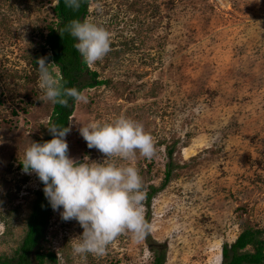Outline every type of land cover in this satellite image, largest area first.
<instances>
[{"label": "rangeland", "instance_id": "374dc122", "mask_svg": "<svg viewBox=\"0 0 264 264\" xmlns=\"http://www.w3.org/2000/svg\"><path fill=\"white\" fill-rule=\"evenodd\" d=\"M54 4L0 0L2 259L18 249L40 188L35 173L17 164L31 141H41L52 107L40 99L39 74L25 78L42 26L55 22ZM84 19L110 31L112 43L103 60L86 64L105 83L80 90L87 102L73 104L68 155L105 159L87 147L81 125L122 113L142 123L157 149L135 161L146 193L157 190L144 201L153 227L138 243L119 236L103 257L74 256L70 242L83 229L51 208L41 253H53L54 264H152L163 245V264H221L222 246L242 231L240 219L264 230V0H88ZM31 85L35 95L26 93ZM167 165L170 178L159 189Z\"/></svg>", "mask_w": 264, "mask_h": 264}, {"label": "clouds", "instance_id": "9594fccd", "mask_svg": "<svg viewBox=\"0 0 264 264\" xmlns=\"http://www.w3.org/2000/svg\"><path fill=\"white\" fill-rule=\"evenodd\" d=\"M81 2L64 0L73 11L79 10ZM95 7L99 10L102 6L97 3ZM63 31L77 41L73 46L89 66L111 51L112 33L89 19H73ZM46 59L36 61L38 86L43 93L40 99L64 108L69 107L70 99L86 103L84 93L66 87L59 71L51 67L55 64ZM45 123L53 138L43 143L31 141L21 164L25 173H35L43 183V193L52 210L62 208V220H75L83 229L82 235L70 242L72 254L103 257L121 235H130L137 243L146 238L153 225L145 218L146 190L135 161L137 154L152 159L157 149L144 125L123 113L110 122L96 120L81 125L79 134L87 147L105 157L97 163L89 162L87 157L83 162L70 158L66 136L71 128L50 119ZM115 160L127 163L117 164Z\"/></svg>", "mask_w": 264, "mask_h": 264}, {"label": "trees", "instance_id": "16d2710c", "mask_svg": "<svg viewBox=\"0 0 264 264\" xmlns=\"http://www.w3.org/2000/svg\"><path fill=\"white\" fill-rule=\"evenodd\" d=\"M88 0H82L78 11H73L65 6L64 0H55V4L51 7L55 22L44 25L42 28L46 31L45 36H39L42 43L38 51H35L27 58V64L31 69L30 76L25 79L33 82L35 77L32 74L38 72L36 61L39 58H47V63H54L51 67H56L66 87H75L78 90L92 88L105 83V81L97 80L95 72H88L86 64L83 62L79 52L74 48L77 42L63 29L71 20L78 19L83 21L87 12ZM40 35L42 30L39 29ZM84 75V76H83ZM88 76V81L86 80ZM34 94V87L28 86L26 93ZM25 93V94H26ZM73 100H69V107L64 108L59 104H52L48 119L52 122L67 127L68 118L73 110ZM45 127L40 126V134L42 139L39 143L50 141L53 137ZM167 155H171V151L167 150ZM152 161L146 164L149 170ZM17 167L23 170L22 164L18 163ZM170 178V169L167 165L164 177L159 189H162ZM44 185L40 181V188L33 192V200L29 207V213L25 219L23 237L19 247L15 250L13 257L0 258V264H44L46 261L55 263V255L51 252L42 254L40 251V242L44 238L45 228L49 219L51 206L43 193ZM157 190L150 188L146 193V205L149 199ZM237 210L243 211V208ZM148 214V212L146 213ZM6 215V214H5ZM239 224L242 231L236 239L229 245L224 244L221 248V264H264V230L252 228L245 219H240ZM152 250L151 248H149ZM164 247L154 254L152 264H163Z\"/></svg>", "mask_w": 264, "mask_h": 264}]
</instances>
